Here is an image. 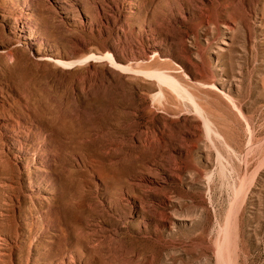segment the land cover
<instances>
[{"label": "rangeland", "instance_id": "rangeland-1", "mask_svg": "<svg viewBox=\"0 0 264 264\" xmlns=\"http://www.w3.org/2000/svg\"><path fill=\"white\" fill-rule=\"evenodd\" d=\"M0 264H264V0H0Z\"/></svg>", "mask_w": 264, "mask_h": 264}, {"label": "bare ground", "instance_id": "bare-ground-1", "mask_svg": "<svg viewBox=\"0 0 264 264\" xmlns=\"http://www.w3.org/2000/svg\"><path fill=\"white\" fill-rule=\"evenodd\" d=\"M154 71V70H153ZM158 79H160V80H165V82H166V80H169L168 78L169 77H167L166 75H164V74H166V73H159V71H158V73L156 72H154L153 73ZM171 78V77H170ZM173 78V77H172ZM159 80V81H160ZM169 81H173V80H169ZM164 82V81H163ZM175 82V81H174ZM167 83V82H166ZM167 84H169L170 85V82L169 83H167ZM170 86H172V84L170 85ZM178 87H180V86H178ZM175 88V87H174ZM182 89V88H181ZM194 99H192V101H193ZM199 106V105H198ZM201 107L199 106V110H201L200 109ZM203 110V109H202ZM201 110V111H202ZM204 111V110H203ZM197 112H198V109H197ZM200 113V112H199ZM202 113V112H201ZM199 115V114H198ZM200 116H202V114L200 115ZM205 116V115H204ZM209 117V116H208ZM202 118V117H201ZM205 118H207V117H205ZM208 119V118H207ZM203 120H204V117H203ZM208 121H210V120H208ZM204 123H203V125H204V128H205V132H207V134H209L210 133V130H212L210 127H209V122H207V121H203ZM211 123V122H210ZM212 124V123H211ZM213 125V124H212ZM211 125V126H212ZM213 131V130H212ZM216 135H217V131H215V129H214V131H213ZM212 134V133H211ZM213 135V134H212ZM215 135V136H216ZM220 135H222V134H220ZM207 136H209V135H207ZM219 136V135H218ZM209 138V137H208ZM210 139V138H209ZM236 212V211H235ZM237 212H238V210H237ZM236 216V215H235Z\"/></svg>", "mask_w": 264, "mask_h": 264}]
</instances>
